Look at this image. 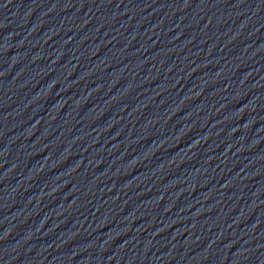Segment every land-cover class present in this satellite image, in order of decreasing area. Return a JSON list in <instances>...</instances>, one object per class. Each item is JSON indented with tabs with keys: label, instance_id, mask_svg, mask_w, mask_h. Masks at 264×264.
I'll return each instance as SVG.
<instances>
[{
	"label": "water",
	"instance_id": "water-1",
	"mask_svg": "<svg viewBox=\"0 0 264 264\" xmlns=\"http://www.w3.org/2000/svg\"><path fill=\"white\" fill-rule=\"evenodd\" d=\"M85 264H264V0H203Z\"/></svg>",
	"mask_w": 264,
	"mask_h": 264
}]
</instances>
